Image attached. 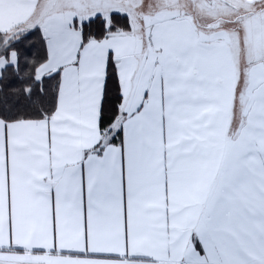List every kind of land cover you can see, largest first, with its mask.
I'll use <instances>...</instances> for the list:
<instances>
[{
	"label": "snow or ice",
	"instance_id": "1",
	"mask_svg": "<svg viewBox=\"0 0 264 264\" xmlns=\"http://www.w3.org/2000/svg\"><path fill=\"white\" fill-rule=\"evenodd\" d=\"M0 264H264V0H0Z\"/></svg>",
	"mask_w": 264,
	"mask_h": 264
},
{
	"label": "trees",
	"instance_id": "2",
	"mask_svg": "<svg viewBox=\"0 0 264 264\" xmlns=\"http://www.w3.org/2000/svg\"><path fill=\"white\" fill-rule=\"evenodd\" d=\"M33 41L37 44V48H38L39 47L38 40L35 37H33Z\"/></svg>",
	"mask_w": 264,
	"mask_h": 264
}]
</instances>
